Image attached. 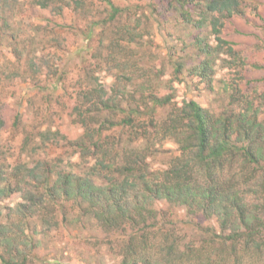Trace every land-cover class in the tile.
Masks as SVG:
<instances>
[{
  "label": "trees",
  "instance_id": "obj_1",
  "mask_svg": "<svg viewBox=\"0 0 264 264\" xmlns=\"http://www.w3.org/2000/svg\"><path fill=\"white\" fill-rule=\"evenodd\" d=\"M32 1L30 7L57 15L68 9L84 12L88 3L104 1L105 17L91 20L85 36L90 37L95 26L114 28L104 61L118 71L116 80L119 83L112 84L110 91L101 84H91V88L82 93L83 101L72 107L74 120L84 132L74 140L68 139L67 144L75 147L81 156L93 159L89 166H84L88 170L86 174L71 170L60 172L56 169L59 162L51 166L40 158L36 162L16 163L9 172L0 169V199L18 195L21 198L13 208L7 207L4 220L0 221V264H27L35 255L34 250L41 240L34 238L36 231L29 232L30 219H37L45 233L59 222L78 221L84 225L89 221L113 234L105 245L115 253L117 260L97 264L261 263L264 122L258 119L256 112L249 114L244 109L229 107L213 114L192 100L177 106L168 96L169 92L155 91L157 84L147 87L148 94H144L143 82L140 86L134 85L133 74L147 73L149 68L131 71L136 60L133 50L146 44L135 17L136 10L141 7H120L113 0ZM15 3L18 0H0L3 26L7 13L14 11ZM246 3L245 0H169L168 9L184 28L190 29L185 34L197 49L196 55L203 57L198 64L194 62L188 66L177 61V51L167 53L164 61L172 64L174 74L188 70L190 75L210 79L214 63L212 53L223 52L227 58L222 60L235 69L236 78H240L244 61L221 33L227 20L245 13ZM131 12L135 14L133 21L128 15ZM2 24L1 33L4 31ZM208 29L216 46L209 44L207 37L200 33ZM262 31L264 34V28ZM24 67L33 82L41 81L36 80V63L30 60ZM160 69H153L157 81L163 75ZM18 75L11 72L8 78ZM37 85L41 92L44 91L39 82ZM167 88L164 91L171 86ZM122 89H126V94ZM236 92L240 93L238 87ZM260 98L264 104V92ZM249 106L247 104L246 110ZM163 107L169 109L166 115L163 118L154 116L153 112ZM21 121L17 112L9 129L18 133ZM4 125L0 105V128ZM45 129L36 133L38 143H31L32 132L26 136L22 150L27 151L29 157L49 141L67 140L60 132ZM157 135L172 138L180 152L172 158L167 169H157V173H153L145 161L146 145ZM123 139L131 143L146 140V143L142 148L129 147L128 143L124 147ZM247 184L250 189L246 192L238 189L239 185L248 187ZM249 194V199L256 200L254 203L248 202ZM160 199H165L169 205H182L185 221L166 209L157 208L155 202ZM199 215L207 220L206 226L195 218ZM184 224L192 226L200 235L195 233L196 237L182 243Z\"/></svg>",
  "mask_w": 264,
  "mask_h": 264
},
{
  "label": "rangeland",
  "instance_id": "obj_2",
  "mask_svg": "<svg viewBox=\"0 0 264 264\" xmlns=\"http://www.w3.org/2000/svg\"><path fill=\"white\" fill-rule=\"evenodd\" d=\"M31 1L18 0L14 11L7 13L6 25L3 26V21L0 20L4 30L0 32V105L5 121V125L0 128V169L9 172L16 163L23 160L36 162L40 158L48 161L51 166L55 165L54 162H59L56 169L60 172L71 170L86 174L88 170L84 166H89L93 159L91 156H81L79 151H75V147L67 144L68 139L74 140L84 132L83 127L74 120L72 107L83 101L82 93L91 88V84H101L110 91L111 86L119 83L116 80L118 71L110 68L111 65L104 61L114 28L95 26L91 29L90 37L85 36L91 20L105 17L104 1L88 3L84 12H72L68 9L62 15L36 6L30 7ZM168 1L113 0L120 7H141L136 10V15L132 12L128 14L131 21L135 15L142 39L146 42L133 50L136 60L131 71L149 68L147 73L133 74V84L140 86L143 82L146 88L144 94L149 93L147 87L157 84L158 90L155 91L169 92L168 96L176 101L177 106L192 100L213 114L229 107L244 109L249 114L256 112L258 119L264 122V104L260 98V94L264 92V0H245V13L232 16L222 28L221 36L232 44L233 50L244 61L241 77L236 78L235 69L228 67L222 60L227 55L216 52L212 53L214 63L210 79L190 75L188 70L174 74L172 64L164 61L167 60L166 54L173 51H177V56L174 54L177 61L179 59L188 66L194 65V62L198 64L203 58L196 55L197 49L185 34L190 29L184 28L168 9ZM124 17L127 18V15ZM122 21L125 22V18ZM200 33L207 37L209 44L216 46L209 29ZM30 60L37 64L36 80L41 81L33 82L30 79L32 76L25 73L23 68ZM160 60L162 62L156 64ZM154 68H161L163 71L159 81L155 77ZM11 72L19 75L9 79ZM37 82L44 87V91L39 90ZM169 86L171 89L164 91ZM236 87L240 89V93L236 92ZM122 90L126 94V89ZM122 103H126L125 99ZM247 104L251 106L246 110ZM254 108L258 110L255 111ZM168 110V107L158 108L153 114L163 118ZM17 112L23 124L21 131L13 133L9 126ZM107 116L117 118L111 114ZM100 118L103 117L100 115ZM45 128L60 132L67 140L49 141L29 157L28 152L22 150L26 136L32 132L33 136H29L31 143H38L36 133L46 130ZM150 140L146 145L148 155L145 161L151 172L157 173V169L165 170L170 166L172 158L179 154L180 147L168 136L162 138L157 135ZM123 141L124 147L128 143L129 147L142 148L146 143V140L132 143L126 139ZM247 186L239 185L238 189L246 192L247 188L250 189L248 184ZM249 195L248 202L254 203L256 200L249 199L251 194ZM20 201V195L0 199V221L4 220L7 207L13 208ZM155 203L157 208L166 209L180 221H185L186 213L182 205H169L165 199ZM195 218L202 226L208 223L200 215ZM58 219H61L60 215ZM183 226L181 230L185 239L181 240L182 243L187 242L190 237H196L195 233L200 235L192 226ZM28 228L29 232L36 231L33 236L38 237L41 242L27 264H97L117 260L115 253L105 245L113 234L107 233L94 222L86 221L84 225L78 221L59 222L45 233L37 219H30ZM114 239L112 238L113 241ZM261 254L262 262L255 264H264V248Z\"/></svg>",
  "mask_w": 264,
  "mask_h": 264
}]
</instances>
